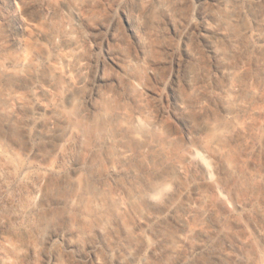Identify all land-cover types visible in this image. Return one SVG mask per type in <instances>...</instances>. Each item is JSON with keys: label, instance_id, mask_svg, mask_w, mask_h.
Masks as SVG:
<instances>
[{"label": "rangeland", "instance_id": "1", "mask_svg": "<svg viewBox=\"0 0 264 264\" xmlns=\"http://www.w3.org/2000/svg\"><path fill=\"white\" fill-rule=\"evenodd\" d=\"M224 12L247 26L233 49V72L249 94L247 110L232 117L229 145L212 140L203 124L225 115L230 99L224 64L212 45L226 42ZM262 25L264 0H0V73L50 68L60 81L56 90L50 87L51 99H29L35 116L59 126L46 151L35 156L25 138L11 148L0 140V264H128L121 226L94 220L82 232L70 218L87 192L66 201L45 197L50 183L84 174L82 162L99 148L105 159L98 162L96 185L137 236L134 252L142 259L264 264V73L250 50L264 45V33L256 34ZM50 30L58 33L47 39L44 31ZM21 96L5 92L7 110H16ZM37 102L59 103L63 113L73 110L91 126L106 120L155 131L154 143L179 148L174 156L191 161L187 180L166 185V198L151 200L142 215L135 212L117 183L124 168L106 155L108 141L131 154L125 137L96 132L86 141L79 128L55 121L58 114ZM62 208L60 219L36 229L39 212ZM165 231L180 236L172 251Z\"/></svg>", "mask_w": 264, "mask_h": 264}, {"label": "bare ground", "instance_id": "2", "mask_svg": "<svg viewBox=\"0 0 264 264\" xmlns=\"http://www.w3.org/2000/svg\"><path fill=\"white\" fill-rule=\"evenodd\" d=\"M231 16L229 12H224L220 15L225 25L226 42H221L219 45H217V43H212L224 64L223 71L226 74L224 89L230 99L227 100L225 105V115H215L212 118H207L203 122L205 126L204 129L208 132L210 138L219 141V143L223 145H229V142H231L230 139L234 131L232 117L239 115V112H246L245 100L249 95L242 83L241 76L233 72V60L235 59L233 49L241 45L244 37L243 31L246 30L247 26L246 24L240 26L238 23L233 22ZM256 30H259L256 34L260 37V34H262V32L264 33V25L257 27ZM56 32L57 31L50 30L44 31V34L47 39H50L53 38V34ZM2 40L3 39L0 38L1 43ZM61 43L67 45V41H62ZM250 50L251 52L255 51L254 55L257 61L262 65L261 73H264V45L255 49L254 47H250ZM41 57L44 60L49 58L47 53H43ZM39 75L40 77H38ZM258 78L261 79V74L258 75ZM59 84V78L54 75L50 68L46 70L42 69L40 73L31 68L23 70V73H19L16 70L0 73V140L5 146L10 148L14 147L17 144H21L22 138H25L30 146H32L30 152L34 153L35 156L47 150L46 147L52 143L51 139L57 134L59 126L52 127L53 122L50 120H40L35 116L33 107L30 106L29 99L38 94L50 97L49 99H51L53 94H51L50 87L56 90ZM7 91L8 93L20 91L22 94V96L19 97L21 100L19 104L15 103L17 106L16 110H7V106L10 105L5 97V92ZM71 95L70 89L67 88L65 99L69 103L71 101ZM36 106L38 108H43L46 112L51 114H58L57 117L54 118L55 121L79 128L82 135L87 137L86 141H89L90 136L96 132H98V134L100 133L103 138H108L112 135H119L122 138L125 137L122 142L127 149L130 148L131 154L120 153L121 151L119 152L117 150L116 144L108 141L106 155L110 161L113 163H120L124 168L125 175L121 177L117 183L119 184V188L128 206L141 215L144 213L145 209L151 208L149 205L151 200L154 198L163 200L168 196L165 191L166 185L183 183L187 180V167L190 165L191 161H185L182 158L180 159V156H174L176 153H180L181 150H179V148L173 149L162 142L154 143L159 141V139H155L156 132L149 128L122 125L112 126L111 124L107 125L108 121L106 122V120L100 124L91 126L76 119L73 110L66 112V114L63 113L60 109L63 105L59 103L49 106L43 105L42 102H37ZM133 132H136L139 138H133L132 135H130ZM95 145L99 146L100 144L97 143ZM99 150L100 152L93 153V155L95 154L97 157L92 156L90 159L88 158L82 162L84 174L76 176H71L69 174L64 175L62 178L63 182L65 181L64 184H60V181L57 183H50L45 189V197L53 198L54 195L57 194L66 201L71 195L87 192L88 199L85 201L80 200L76 209L68 212L70 218L78 225L79 231L83 232L92 228L94 226V220L99 222L103 221L105 224H108L109 228L113 224L121 226L124 230L121 249L123 259L128 264H137L138 259L142 257L140 253L134 252V249L139 246L137 236L131 230L123 214L118 212L116 205L113 204L106 192L98 190L96 185L97 180L95 177L98 175V162H100L101 158L105 159L104 151L102 148H99ZM63 212L64 208L60 211L51 209L48 212H39L34 220L36 229L39 230L43 226H47L60 219ZM163 236L166 242L171 245L172 251L180 240V236H176L169 231H165ZM143 258H145H141L143 264H159L158 262L154 263L149 256L148 258L146 256ZM220 261H223L222 258ZM179 264H207V262L194 259H183L179 261Z\"/></svg>", "mask_w": 264, "mask_h": 264}]
</instances>
